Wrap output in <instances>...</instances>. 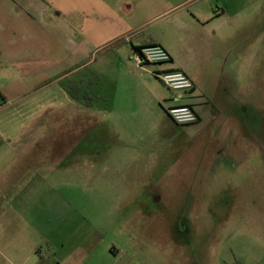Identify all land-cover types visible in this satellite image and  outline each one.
<instances>
[{
	"label": "crops",
	"instance_id": "0c3cea01",
	"mask_svg": "<svg viewBox=\"0 0 264 264\" xmlns=\"http://www.w3.org/2000/svg\"><path fill=\"white\" fill-rule=\"evenodd\" d=\"M198 2L0 0V264H140L129 251L146 227L133 237L119 227L123 247L110 241L114 226L48 194L52 159L83 174L159 120L191 133L230 120L242 132L264 85V0ZM150 44L171 62L138 66L131 57ZM165 69L193 90H170L157 77ZM173 106L198 122L177 125L165 115ZM185 155L174 164L181 181L193 173Z\"/></svg>",
	"mask_w": 264,
	"mask_h": 264
},
{
	"label": "rangeland",
	"instance_id": "374dc122",
	"mask_svg": "<svg viewBox=\"0 0 264 264\" xmlns=\"http://www.w3.org/2000/svg\"><path fill=\"white\" fill-rule=\"evenodd\" d=\"M198 1L220 7L219 0ZM252 117L240 120L237 137L238 123L230 120L210 121L197 133L156 121L126 137L108 158L112 164H87L81 174L52 159L46 190L114 226L110 241L121 246L127 239L119 227H130L133 237L145 226L129 251L140 264H264V85ZM183 154L193 171L185 181L174 167Z\"/></svg>",
	"mask_w": 264,
	"mask_h": 264
},
{
	"label": "built area",
	"instance_id": "2783aa9c",
	"mask_svg": "<svg viewBox=\"0 0 264 264\" xmlns=\"http://www.w3.org/2000/svg\"><path fill=\"white\" fill-rule=\"evenodd\" d=\"M131 59L138 65H166L172 60L169 52L160 45H146L135 52ZM157 77L173 91H191L194 88L192 80L179 70L165 69L157 73ZM170 119L180 126H190L198 122V115L189 106H173L167 109Z\"/></svg>",
	"mask_w": 264,
	"mask_h": 264
}]
</instances>
